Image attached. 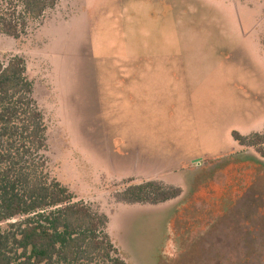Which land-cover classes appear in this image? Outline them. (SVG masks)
<instances>
[{
	"label": "rangeland",
	"instance_id": "rangeland-1",
	"mask_svg": "<svg viewBox=\"0 0 264 264\" xmlns=\"http://www.w3.org/2000/svg\"><path fill=\"white\" fill-rule=\"evenodd\" d=\"M25 20L0 63L25 60L47 172L108 217L123 260L264 264V159L232 136L264 133V0H58ZM151 180L182 194L117 201Z\"/></svg>",
	"mask_w": 264,
	"mask_h": 264
},
{
	"label": "trees",
	"instance_id": "trees-1",
	"mask_svg": "<svg viewBox=\"0 0 264 264\" xmlns=\"http://www.w3.org/2000/svg\"><path fill=\"white\" fill-rule=\"evenodd\" d=\"M20 3L21 22L1 17L0 33L18 38L25 17H42L58 0ZM33 90L23 58L0 63V264H127L106 231L108 217L75 202L73 193L48 174L47 126ZM232 136L264 159V133L233 131ZM181 194L179 187L151 180L127 187L116 199L157 205Z\"/></svg>",
	"mask_w": 264,
	"mask_h": 264
}]
</instances>
